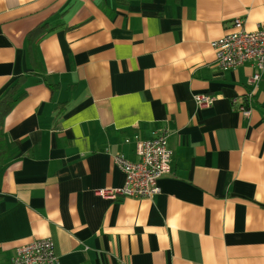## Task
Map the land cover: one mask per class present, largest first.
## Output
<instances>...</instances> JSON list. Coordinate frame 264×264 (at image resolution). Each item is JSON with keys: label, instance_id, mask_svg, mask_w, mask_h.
<instances>
[{"label": "crops", "instance_id": "crops-1", "mask_svg": "<svg viewBox=\"0 0 264 264\" xmlns=\"http://www.w3.org/2000/svg\"><path fill=\"white\" fill-rule=\"evenodd\" d=\"M237 19L254 31L264 0H0V98L25 78L2 118L0 264L45 238L59 264H264V66L250 84L255 62L219 69L211 48ZM159 128L160 193L99 198L124 183L112 156Z\"/></svg>", "mask_w": 264, "mask_h": 264}, {"label": "built area", "instance_id": "built-area-1", "mask_svg": "<svg viewBox=\"0 0 264 264\" xmlns=\"http://www.w3.org/2000/svg\"><path fill=\"white\" fill-rule=\"evenodd\" d=\"M241 20H235L232 31L211 43L215 65L219 69H236L245 62L256 63L258 73H254L250 84L256 85L264 66V22L254 31L243 28ZM199 106L208 105L211 98L197 95ZM232 104L246 118L250 115L247 101L235 97ZM170 132L166 128L153 131L148 139L133 138L136 161H129L122 154L112 156L113 165L124 174L121 187L101 189L96 195L102 200L115 201L119 198L150 199L160 193L158 180L169 173L172 152L168 147ZM129 143V140H125ZM8 264H59L54 243L49 238L38 239L15 250Z\"/></svg>", "mask_w": 264, "mask_h": 264}, {"label": "trees", "instance_id": "trees-1", "mask_svg": "<svg viewBox=\"0 0 264 264\" xmlns=\"http://www.w3.org/2000/svg\"><path fill=\"white\" fill-rule=\"evenodd\" d=\"M126 1V0H121ZM36 76L44 82L48 81V78L42 73ZM25 78H19L11 86L7 88L3 96L0 98V166L4 165L5 161L10 157L8 146L5 143L3 130H2V118L5 113L24 95V89L22 83Z\"/></svg>", "mask_w": 264, "mask_h": 264}, {"label": "rangeland", "instance_id": "rangeland-1", "mask_svg": "<svg viewBox=\"0 0 264 264\" xmlns=\"http://www.w3.org/2000/svg\"><path fill=\"white\" fill-rule=\"evenodd\" d=\"M227 34H228V33H227ZM225 35H226V34H225ZM225 35H224V36H225ZM222 37H223V36H222ZM219 39H220V38H219ZM211 48H212V47H211ZM212 50H213V49H212ZM213 52H214V51H213ZM214 63H215V57H214ZM196 97H197V95H195V96L193 97V99H194L195 102H197V101H196ZM169 136H170V135H169ZM133 138H135V137H133ZM127 139H128V138H125V139L123 140V142L125 143V140H127ZM139 139H140V138H139ZM168 139H169V138H168ZM128 140H129V139H128ZM129 142H130V140H129ZM125 144H126V143H125ZM118 154H121V153H118Z\"/></svg>", "mask_w": 264, "mask_h": 264}]
</instances>
